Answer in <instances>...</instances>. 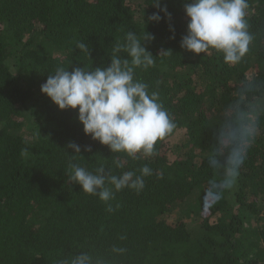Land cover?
Masks as SVG:
<instances>
[{
  "label": "trees",
  "instance_id": "trees-1",
  "mask_svg": "<svg viewBox=\"0 0 264 264\" xmlns=\"http://www.w3.org/2000/svg\"><path fill=\"white\" fill-rule=\"evenodd\" d=\"M190 2L0 0V264H60L81 253L93 264H264V0H248L253 40L235 65L214 49L181 47ZM156 13L162 19L150 20ZM129 31L154 37L145 46L155 64L136 68L135 78L159 93L176 125L156 155L139 159L112 153L85 134L78 109L61 110L41 92L58 67L110 66ZM235 105L256 120L257 134L235 186L206 203L208 180L220 175L208 157ZM69 161L110 175H140L147 164L152 174L139 192L114 190L108 211L68 181ZM182 209L195 225L168 221Z\"/></svg>",
  "mask_w": 264,
  "mask_h": 264
},
{
  "label": "clouds",
  "instance_id": "clouds-1",
  "mask_svg": "<svg viewBox=\"0 0 264 264\" xmlns=\"http://www.w3.org/2000/svg\"><path fill=\"white\" fill-rule=\"evenodd\" d=\"M159 3L160 0H156L155 5L159 7ZM248 8V0H191L185 3L184 10L190 19L181 47L197 55H206L214 49L222 53L225 64L240 63L253 40L248 31ZM161 10L170 17L166 8ZM149 19L160 21L162 17L156 13ZM151 39L154 37L147 32L140 37L129 31L125 42L117 43L113 49L110 66L75 67L71 71L58 67L41 85V92L61 110L78 109V120L85 134L108 146L112 153H125L132 159H139L140 155L152 157L157 154V141L171 134L176 125L160 102L159 93L150 91L148 84L135 78L136 68L147 69L155 64V57L145 46V41ZM77 49L90 56L86 43L78 42ZM121 52L127 53L130 60L118 55ZM256 134V120L235 105L219 129L217 146L208 157L210 166L220 175H213L208 180L206 203L220 201L225 192L235 186L247 147ZM68 147L74 153H81V147L74 142ZM122 166L117 163V167ZM69 169L68 181L80 185L83 192L98 196L105 203L114 198V190H143L144 178L152 174L147 164L139 169L140 175L131 170L110 175L102 165L90 171L71 161ZM108 211H112L110 203ZM113 251L123 252L124 249L113 248ZM60 264H93V258L88 253H81L71 260L60 261Z\"/></svg>",
  "mask_w": 264,
  "mask_h": 264
},
{
  "label": "rangeland",
  "instance_id": "rangeland-1",
  "mask_svg": "<svg viewBox=\"0 0 264 264\" xmlns=\"http://www.w3.org/2000/svg\"><path fill=\"white\" fill-rule=\"evenodd\" d=\"M181 134H184V131L181 132ZM180 135L176 136V141L180 139ZM196 198L197 195L194 196V198H192L191 203L193 204L194 202H196ZM179 220L184 221L187 224L190 225H195L197 223V219L194 215H191L190 213H188L186 216L183 214V209L181 210H177L171 217L168 218V221L171 223H175Z\"/></svg>",
  "mask_w": 264,
  "mask_h": 264
}]
</instances>
